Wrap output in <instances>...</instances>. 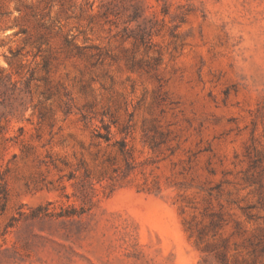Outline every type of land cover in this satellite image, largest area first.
Wrapping results in <instances>:
<instances>
[{
  "label": "rangeland",
  "instance_id": "1",
  "mask_svg": "<svg viewBox=\"0 0 264 264\" xmlns=\"http://www.w3.org/2000/svg\"><path fill=\"white\" fill-rule=\"evenodd\" d=\"M0 264H264V0H0Z\"/></svg>",
  "mask_w": 264,
  "mask_h": 264
}]
</instances>
